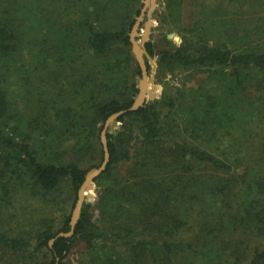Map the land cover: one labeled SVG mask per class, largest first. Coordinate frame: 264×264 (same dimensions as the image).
<instances>
[{
  "label": "trees",
  "instance_id": "trees-1",
  "mask_svg": "<svg viewBox=\"0 0 264 264\" xmlns=\"http://www.w3.org/2000/svg\"><path fill=\"white\" fill-rule=\"evenodd\" d=\"M248 2L200 0L186 24L184 0H159L181 41L146 43L157 78L197 86L118 119L94 199L49 245L137 94L142 0H0V264H66L77 246L82 264H264V16L241 27Z\"/></svg>",
  "mask_w": 264,
  "mask_h": 264
},
{
  "label": "water",
  "instance_id": "water-1",
  "mask_svg": "<svg viewBox=\"0 0 264 264\" xmlns=\"http://www.w3.org/2000/svg\"><path fill=\"white\" fill-rule=\"evenodd\" d=\"M156 5V0H142V7L139 15L135 18V21L129 32V41L131 43V52L140 68V76H137V94L130 107L127 109L119 110L109 115L103 123L100 131V142L103 149L102 162L96 166L89 168L85 175L84 180L77 191V198L71 211L69 220V230L67 232H59L55 237L50 239L49 245H52L54 240L58 237H71L74 232L76 225L79 221L81 209L84 201H92L95 197V179L106 170L109 161L110 153L107 143V133L113 132L120 125L118 119L129 111H136L140 107L144 106L150 100L158 98V90H154L155 84V68L158 56L152 60V57L148 53L145 44L149 40V34L154 24L152 14ZM173 33H169L167 37L172 39ZM151 63V69L149 73L148 63ZM150 84V87L148 85ZM57 264V263H56Z\"/></svg>",
  "mask_w": 264,
  "mask_h": 264
},
{
  "label": "rangeland",
  "instance_id": "rangeland-1",
  "mask_svg": "<svg viewBox=\"0 0 264 264\" xmlns=\"http://www.w3.org/2000/svg\"><path fill=\"white\" fill-rule=\"evenodd\" d=\"M199 1L200 0H184L183 20L186 24H190L192 22L194 15H195L196 7H197V4ZM248 4L249 5L251 4L252 7H242L243 10L239 9L238 16L236 15L238 17V20H240L239 25H241V27H244V26L250 27L252 24H254L258 21V20H255L256 18L264 16V0H250V2H248ZM156 9H160L159 0H156V5L154 8V11ZM154 11H153V13H154ZM152 18L154 20V24L151 28V32L149 34V40L148 41H150L152 44L156 45L157 49L163 48V45H161L162 35L166 34V33H167V35L169 33H173L174 36L170 40H173V42L176 45H178L180 43V41H181L180 36L177 35L175 31H171V32L167 31L166 32V30H163L160 27L159 23L156 21V18L153 14H152ZM239 25H238V27L240 28ZM157 49H156V51H157ZM155 57H157V55L152 57L153 61H154ZM148 67H149V73H150L151 72L150 71V69H151V63L150 62L148 63ZM185 75H186V73H183V72H177L173 75L168 74L162 79V81L160 83V80L157 78V70L155 68L154 78H155L156 86H155L154 90H158V92H159L158 96L160 97L161 91H162L165 84H167L171 88H177V87L183 85L184 83H186V85H190V86L191 85L197 86V82L195 80L185 81L184 80ZM202 77H203L202 75H199L197 77V79L200 80ZM13 82H15V83H13L14 86H16V85L18 86L19 82L17 84V79H14ZM11 91L13 92V94H15L17 92L15 87H13ZM9 95H11V94H9ZM17 101H18L19 105L22 106L21 99L19 98V99H17ZM32 103H33V101L30 99L29 105H31ZM65 193H67V192H65ZM26 201L28 203L37 205L36 201H33V200L30 201L29 199H26ZM19 202H21V201H19ZM54 215L56 216L57 214L54 213ZM36 220H38V219H36ZM56 225H58V223H56ZM83 251H84L83 246L82 247L77 246L74 249V251L70 253L69 258L66 261V264H82V260L84 259Z\"/></svg>",
  "mask_w": 264,
  "mask_h": 264
},
{
  "label": "bare ground",
  "instance_id": "bare-ground-1",
  "mask_svg": "<svg viewBox=\"0 0 264 264\" xmlns=\"http://www.w3.org/2000/svg\"><path fill=\"white\" fill-rule=\"evenodd\" d=\"M148 87H150V84L148 85Z\"/></svg>",
  "mask_w": 264,
  "mask_h": 264
}]
</instances>
